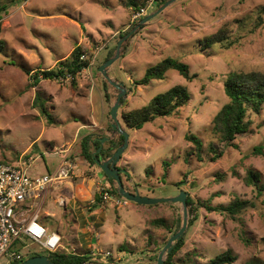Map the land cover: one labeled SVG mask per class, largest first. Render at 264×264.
Returning a JSON list of instances; mask_svg holds the SVG:
<instances>
[{"label":"rangeland","instance_id":"1","mask_svg":"<svg viewBox=\"0 0 264 264\" xmlns=\"http://www.w3.org/2000/svg\"><path fill=\"white\" fill-rule=\"evenodd\" d=\"M160 1L136 17L147 0H0L5 9L0 19V162L17 164L32 157L31 172L43 174L70 155L76 164L71 179L50 189L42 205L27 203L34 211L40 207L43 222L59 230L64 249L89 254L86 264H156L183 224L182 203L142 205L112 194L114 199L97 205L96 194L117 183L82 155L88 132L115 141L121 135L112 128L110 112L120 90L99 68L126 37L120 57L108 68L112 80L124 82L127 89L119 118L130 140L117 163L127 171L121 175L125 187L153 198L185 190L193 199L198 218L189 224L193 215L188 206L185 244L174 264H206L226 251L236 256L232 264H264V193L259 195L245 180L254 170L264 185V151H253L264 147V106L260 113H249L250 130L237 136L236 146L223 141L212 124L229 101L228 74L264 72V0H173L140 25L169 0ZM221 28L227 37L210 43L209 37ZM77 46L91 60L88 67L74 79H42L33 86V74L59 68ZM166 57L181 59L196 77L170 69L162 79L136 84ZM178 84L188 87L191 99L177 114L156 117L140 129L126 127L122 113L143 107ZM44 106L51 120L41 112ZM188 133L202 139L200 153ZM215 152L221 155L213 159ZM236 198L252 200L255 206L236 217L203 206L228 205ZM21 243L24 255L48 253L25 238Z\"/></svg>","mask_w":264,"mask_h":264},{"label":"trees","instance_id":"2","mask_svg":"<svg viewBox=\"0 0 264 264\" xmlns=\"http://www.w3.org/2000/svg\"><path fill=\"white\" fill-rule=\"evenodd\" d=\"M165 1H160L159 4L162 5V3H164ZM4 10V7L0 6V19L2 18L1 14ZM225 30L226 29L221 28L218 32L212 34L209 37L208 41L213 44L222 42L227 37ZM2 44L3 42L1 41L0 47L2 46ZM82 54H84L83 48L81 46H77L73 50L70 58L61 61L59 68L53 70L38 71L37 73L33 74V86L38 85L42 79H59L60 77L65 76L68 73L77 75L84 68L88 67L91 61L90 59L83 60L81 58ZM170 69L178 71L188 79H193L194 77H196V74H191L189 65L184 61L176 57H166L156 65L149 67L145 75L141 79L136 81V84L148 85L155 79H162L165 77L166 72ZM225 93L227 94L229 101L223 105V107L213 118V129L217 134H219L220 138L223 141H226L227 144L236 146L234 141L237 139V136L250 130L252 121L248 118L249 113H260L264 106V72H230L225 81ZM190 99V91L186 85H175L167 91L153 97L149 101V103L144 105L143 107L132 109L128 112L122 113L123 122L128 129H140L146 123L153 121L156 117H166L177 114L183 107H185L189 103ZM41 112L47 115L49 120L52 119L51 114L48 112L45 106L42 107ZM100 138L102 137L96 136L94 133H90L82 139V155L91 164H96L95 157H100L102 159L109 158L113 155L117 148L124 143V136L120 135L118 140H116L119 141V143L116 144V141L112 139L109 142H106L108 146H105L104 144L101 152H97L101 144ZM186 138L196 146V150L198 153L203 150V141L197 134L188 133L186 135ZM210 149L213 150L212 147ZM253 151L254 153H263L264 147L262 145L256 146ZM94 152H96L95 157L93 156ZM220 155V153L216 154L215 152L213 159H216ZM103 174L106 176L104 172ZM106 178L109 181H114L113 179H109L107 176ZM245 180L248 184L256 186L259 195H262L264 193V185H260L261 174L259 172L249 170L247 172ZM108 191L113 195H120L117 192V187L108 189ZM95 201L97 202V205L101 204L103 202L102 195L96 194ZM187 205L189 206L191 214L193 215L189 224L193 225L194 221L198 218V215L197 213H195L196 208L193 207L194 201L190 196H188ZM203 206L208 210H217L222 213H227L232 217H236L244 210L255 206V202L249 199L236 198L228 205L213 206L211 204L204 203ZM40 221L49 230H52L51 227L43 222V219L41 217ZM162 222H164V220L158 221V223ZM180 227L181 226H179V228L174 231L173 234L176 233L180 229ZM184 244L185 236H183L176 242L174 248L167 255L164 264H174L175 255L182 249ZM35 255H47L57 264H86L88 261H91L88 253L70 252L66 248H63L62 242V246L54 252L48 251V253H41L39 251H34L30 255H23L22 258L17 259L13 264H20L27 258ZM235 260L236 256H234L231 251H226L212 258L206 264H232L235 262ZM192 263L195 264L194 262ZM108 264L112 263L109 262Z\"/></svg>","mask_w":264,"mask_h":264},{"label":"built area","instance_id":"3","mask_svg":"<svg viewBox=\"0 0 264 264\" xmlns=\"http://www.w3.org/2000/svg\"><path fill=\"white\" fill-rule=\"evenodd\" d=\"M154 2L147 0L136 17L147 14ZM81 58L88 59L86 54H82ZM60 78L74 79V75L68 73ZM69 156L65 154L54 170L43 174L31 172L32 157L17 164L0 162V264H13L22 258L25 247L21 243L22 238L50 252L62 246L61 233L56 229L49 230L40 221V207L34 211L33 204L27 202L40 201L42 205L50 189L71 179L76 164ZM102 197L104 200L114 199L106 189H103Z\"/></svg>","mask_w":264,"mask_h":264},{"label":"water","instance_id":"4","mask_svg":"<svg viewBox=\"0 0 264 264\" xmlns=\"http://www.w3.org/2000/svg\"><path fill=\"white\" fill-rule=\"evenodd\" d=\"M172 1L173 0L167 1L158 10H156L155 12L145 16L142 19L140 25L144 26L147 22L152 20V18H154L157 14H159L161 11H163ZM133 31L134 30H132L128 35L133 33ZM125 39H126V37H124L121 41H119L118 51H117L116 55L114 57H111L108 60H106V62L103 63L99 68V71L109 81V83L114 85L115 87H117L120 90L114 105L111 107L110 112H111V117L114 121L112 123V128L117 129L120 132V134L124 136V143L121 146H119L117 148V150L113 153V155L110 156L108 159H102L100 157L99 158L95 157L96 152L93 153V156L95 157L96 164H98L101 167V169L106 174V176L109 179H113L115 181V183H117V186H116L117 192L120 194V196L124 197L125 199L132 201V202H135V203H138V204H142V205H151V204H156V203H160V202H172V203L181 202L182 203V205H183V224L180 227V229L170 237V239L165 244V246L162 248V250L159 253L158 258H157L156 264H164L167 255L174 248L176 242L183 237L185 230L188 226V221H189L188 210H187L188 209V205H187L188 192L183 190L177 196L153 198V197H149L146 195H142L138 190L132 192V191L128 190L123 183V179H122L121 175H122V173H125L127 171L123 168L118 167L117 163L120 161L124 152L128 148L129 140H130V133L128 132V130L122 128L120 118H119V109H120L122 103L124 102L125 98L127 97V93H126L127 89L124 86V82H122V81L116 82V81L112 80V78L108 74V68L120 57V48H121V45ZM108 140H110L109 136H105V137L100 138L101 144H100V147L98 148L97 152H101V150L103 149L104 143ZM20 264H57V263L54 262L47 255H35V256L27 258L26 260H24Z\"/></svg>","mask_w":264,"mask_h":264},{"label":"crops","instance_id":"5","mask_svg":"<svg viewBox=\"0 0 264 264\" xmlns=\"http://www.w3.org/2000/svg\"><path fill=\"white\" fill-rule=\"evenodd\" d=\"M107 60H108V59H107ZM99 78H100V77H99ZM99 78L97 77L96 79L98 80ZM100 79H101V78H100ZM103 108H104V107H103ZM89 134H90V133L88 132L86 135H89ZM86 135H85V136H86ZM85 136H84V137H85ZM84 137H83V138H84ZM55 165H56V164H55ZM46 166H47V165H46ZM47 168H48V166H47ZM52 168H54V167H51V169H52ZM48 170L50 171V168H48ZM34 173H35V172H34ZM68 181H69V180H68ZM132 192H133V191H132ZM66 199L70 200L68 197H67ZM68 200H66V202H67ZM64 201H65V200H64ZM56 230H57V229H56ZM58 231H59V230H58Z\"/></svg>","mask_w":264,"mask_h":264}]
</instances>
